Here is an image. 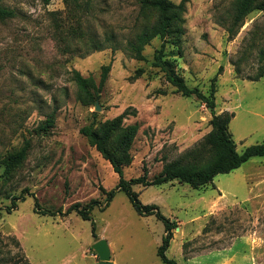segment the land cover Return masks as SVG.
<instances>
[{"label": "rangeland", "instance_id": "1", "mask_svg": "<svg viewBox=\"0 0 264 264\" xmlns=\"http://www.w3.org/2000/svg\"><path fill=\"white\" fill-rule=\"evenodd\" d=\"M67 1L0 0L14 12L0 21V264H26L23 258L30 264H98L92 245L100 239L114 264H163L156 254L162 221L138 215L122 191L105 207L99 188L115 189L119 176L80 130L125 114L123 126L136 124L138 131L123 178L152 180L165 163L187 158L200 145L211 132V112L194 96L176 94L152 67L159 38L145 46V61L123 51L138 31L139 0ZM235 2L187 0L181 51L166 41L165 58L205 96L217 76L215 112L234 115L229 133L242 153L264 141V10L250 13L232 35ZM76 16L87 38L102 43L113 36L121 49L67 45ZM107 65L95 111L80 101L72 72L97 86ZM139 68L144 73L132 81ZM47 121L52 125L43 129ZM26 143L25 159L5 180L3 160ZM131 189L142 205H156L175 222L166 255L177 264H264L263 157L200 189L177 181ZM13 198H20L15 207ZM91 200L98 202L91 221L69 211Z\"/></svg>", "mask_w": 264, "mask_h": 264}, {"label": "trees", "instance_id": "2", "mask_svg": "<svg viewBox=\"0 0 264 264\" xmlns=\"http://www.w3.org/2000/svg\"><path fill=\"white\" fill-rule=\"evenodd\" d=\"M41 1L45 5L50 3V0ZM64 1L66 4L68 3L67 0ZM186 2L187 0H182L179 4H175L172 0H139L138 31L133 38L126 41L123 51L132 60L145 61L143 56L145 46L150 44L155 38H159L162 43L159 49L154 51L152 67L157 68L163 74L166 82L174 87L176 94L186 98L194 96L206 105L212 116L210 120L211 132L204 137L197 148L187 155V158L165 163L160 173L152 180H147L146 176L143 175L126 181L123 178L122 170L123 167L131 164L132 156L130 151L138 126L136 124L123 126L125 114H122L97 127L91 124L80 130V134L86 138L90 146L96 149L101 157L111 165L114 173L119 176V182L115 189L106 192L102 187L99 188L100 192L105 195V207H108L115 191H122L128 197L138 215H155L157 219L162 221L164 235L156 254L163 264H177L175 260L168 258L166 255L176 224L174 221L163 217L156 205H142L138 200V194L132 191V185L149 187L177 181L180 184H187L193 189H200L212 184L217 175L228 174L241 167L251 158H264V141L247 147L242 153H238L236 144L229 133V124L234 115L225 112L217 114L215 112L216 89L214 83L217 76L212 79L209 95L205 96L198 89H190L184 79L177 74L174 62L165 58L166 41L171 42L173 46L181 51L182 37L185 33L184 15L186 13ZM262 10H264V0H236L232 16L233 29L229 32L234 35V28L238 30L250 13ZM13 17L14 12L12 10L0 5V21ZM112 37H106L102 43L97 41L95 37L87 38L79 19L77 27L69 30L66 43L67 45L79 43L82 46H89L92 52H99L109 48L113 51L121 49L113 41ZM110 69V65L101 68L100 80L97 86L91 77L84 78L79 72H72L73 81L79 88V99L83 104L95 105V100L107 80ZM143 73L144 70L142 68L137 69L131 80H136ZM51 125L52 122L47 121L43 129L49 128ZM27 149L28 144L26 143L19 151L7 155L5 160H3L4 171L2 177L5 180H8L14 170L23 162L27 155ZM18 199L20 198L12 199L14 207L16 206L15 201ZM97 205L98 202L96 200H91L83 207L79 203L74 204L69 208V211H75L84 221H91L90 213ZM37 207L38 204L35 201V209ZM10 211L11 208H8L7 212L10 213ZM41 214H44V212ZM91 225L92 233L95 235V223L92 221ZM2 244L3 238L0 235V246ZM23 259L26 264H30L26 258Z\"/></svg>", "mask_w": 264, "mask_h": 264}, {"label": "water", "instance_id": "3", "mask_svg": "<svg viewBox=\"0 0 264 264\" xmlns=\"http://www.w3.org/2000/svg\"><path fill=\"white\" fill-rule=\"evenodd\" d=\"M98 104L95 105V111H99ZM92 250L98 257V264H113L111 260V250L105 239H100L92 245Z\"/></svg>", "mask_w": 264, "mask_h": 264}, {"label": "crops", "instance_id": "4", "mask_svg": "<svg viewBox=\"0 0 264 264\" xmlns=\"http://www.w3.org/2000/svg\"><path fill=\"white\" fill-rule=\"evenodd\" d=\"M112 262H113V264L115 263V261H114V260H113Z\"/></svg>", "mask_w": 264, "mask_h": 264}]
</instances>
